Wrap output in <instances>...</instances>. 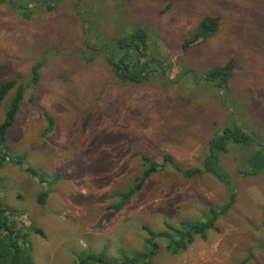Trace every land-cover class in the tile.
Wrapping results in <instances>:
<instances>
[{
    "label": "rangeland",
    "instance_id": "obj_1",
    "mask_svg": "<svg viewBox=\"0 0 264 264\" xmlns=\"http://www.w3.org/2000/svg\"><path fill=\"white\" fill-rule=\"evenodd\" d=\"M206 17L219 19L217 32L185 50ZM130 43L140 59L124 58ZM230 61L231 76L214 74ZM122 63L147 79L121 78ZM15 79L29 87L0 138V198L32 264H79L82 254L120 264V248L153 250L143 227L205 221L230 192L185 172L203 166L225 128L251 138L215 153L235 204L207 240L177 252L159 240L150 264H264V172L239 175L264 153V0H0V89ZM151 164L159 171L120 206Z\"/></svg>",
    "mask_w": 264,
    "mask_h": 264
},
{
    "label": "trees",
    "instance_id": "obj_2",
    "mask_svg": "<svg viewBox=\"0 0 264 264\" xmlns=\"http://www.w3.org/2000/svg\"><path fill=\"white\" fill-rule=\"evenodd\" d=\"M18 3V0H14ZM219 27V19L206 17L201 21L199 31H197L190 40L185 44L184 49L187 50L189 47H192L200 42L207 40L209 37L215 35ZM132 35V34H131ZM121 42H118L120 45ZM91 48L94 46L89 45ZM127 53H124V58H128L130 52L134 51L137 59L143 55L141 54L140 49L135 47L133 44H127ZM111 60H114V57H110ZM124 58H120L122 61ZM141 63V62H139ZM130 65V64H129ZM129 65H124L122 63L121 66L114 65L115 73L131 82H142L147 79L141 78L139 75H135L134 72H130ZM41 65L37 64L33 68V73L31 75V84L34 85L39 81V70ZM234 67V63L230 61L225 67L220 70H215L214 74H222L228 78L231 76L232 70ZM142 71V70H141ZM18 79L6 82L2 85L0 89V104L1 102L8 96L13 90H15L14 95L11 98V106L9 111L5 114L6 120L0 127V138L4 139L6 132L8 129L13 127V123L15 121V117L17 115L19 105H21L24 100V92L29 86L18 85ZM222 135H219L211 140L210 143V155L205 159V162L202 167H193L185 172L187 176L192 175H200V174H208L212 177L219 180L220 183L224 184L230 192L228 201L222 205L219 211H212L211 215L208 216L205 221L202 222H194V221H184L180 224L179 227L174 225H167V229L171 231L165 232H153V230L145 226L143 229L147 232V235L150 234L151 237L145 238L147 244L154 245L153 250H151L146 255H134L125 252L122 248H120L117 253L120 255V264H150L153 261L154 257L160 251L161 243L159 240L167 239L168 242H165L168 250L172 252H177L180 249H187L195 240V238H202L204 240L208 239L209 233L213 230H217V218L220 215H223L228 212V210L233 207L236 201V193L235 188L230 183L225 172L217 166L216 161V152L227 151V146L230 142L233 143H249L251 142V138L243 133L242 131L232 128H225ZM0 155H2L5 160L6 154L3 155L2 150L0 149ZM0 162V169L4 168L8 163L6 161ZM159 165H152L144 170L143 176L138 178V183L134 185L129 192L122 195V200L120 206H125L130 199L141 189L144 187L145 181L155 172L159 171ZM179 168V167H178ZM177 170H181L180 168ZM264 172V153L260 154L256 152L255 155L251 158L249 162L248 170H241L239 172L240 176L246 175L245 177H256ZM45 194L41 195L39 198V202L44 204L45 202ZM120 209V208H118ZM10 210L6 209L0 198V264H32V257L30 253L32 252V245L29 241L23 242L22 244H18L20 233L17 232L14 227L12 221L9 222L8 214ZM12 215V214H11ZM264 215V211H263ZM211 230V231H210ZM210 231V232H209ZM173 232V235L172 233ZM25 239V238H24ZM159 241V242H158ZM164 242V241H163ZM82 254L79 256L78 261L79 264H119L116 260H106L104 254L100 256H93L88 254L84 256ZM142 259H144L142 261ZM142 262V263H141Z\"/></svg>",
    "mask_w": 264,
    "mask_h": 264
}]
</instances>
